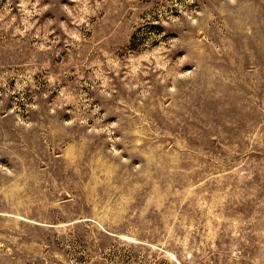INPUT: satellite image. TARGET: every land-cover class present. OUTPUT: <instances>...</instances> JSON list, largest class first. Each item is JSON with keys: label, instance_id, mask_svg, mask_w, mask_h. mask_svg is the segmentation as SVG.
Returning a JSON list of instances; mask_svg holds the SVG:
<instances>
[{"label": "rangeland", "instance_id": "obj_1", "mask_svg": "<svg viewBox=\"0 0 264 264\" xmlns=\"http://www.w3.org/2000/svg\"><path fill=\"white\" fill-rule=\"evenodd\" d=\"M0 264H264V0H0Z\"/></svg>", "mask_w": 264, "mask_h": 264}]
</instances>
